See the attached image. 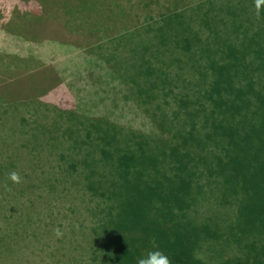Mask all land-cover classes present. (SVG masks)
<instances>
[{"label": "trees", "instance_id": "obj_1", "mask_svg": "<svg viewBox=\"0 0 264 264\" xmlns=\"http://www.w3.org/2000/svg\"><path fill=\"white\" fill-rule=\"evenodd\" d=\"M50 1L65 19L61 32L50 25L52 33L63 37L90 23L92 12L101 15L89 30L101 35L97 48L89 51L115 72L109 80L121 115L64 110L78 126L65 117L70 146L62 136L53 144L61 145L60 162L66 153L74 159L52 162L49 172L70 175L72 190L62 179L28 186L0 176V264H39L20 257L30 247L44 248L60 264V253L69 250L91 254L94 264H136L155 249L172 264H258L253 253L264 264V0H138V27L123 17L122 0ZM0 10L11 14L1 29L42 48L45 38L31 25L30 33L12 30L21 16L27 28L25 19L40 25L42 16L4 0ZM116 13L122 40L131 41L135 27L138 41L121 43L115 34L106 41ZM9 111L11 124L15 112L32 113L22 116L23 127L36 124L18 148L34 153L51 146L57 125L48 114L27 105ZM9 111L0 114L1 124ZM6 162L2 174L20 171L18 161ZM78 199L98 207L53 206Z\"/></svg>", "mask_w": 264, "mask_h": 264}, {"label": "rangeland", "instance_id": "obj_2", "mask_svg": "<svg viewBox=\"0 0 264 264\" xmlns=\"http://www.w3.org/2000/svg\"><path fill=\"white\" fill-rule=\"evenodd\" d=\"M4 1L9 3L13 8L21 10L29 9V12L32 14L42 16L43 23L40 25L32 23L34 19H31V21L29 18L25 19V22H28V28L26 24H24L23 17L21 16L15 25L12 26V30L20 31L21 29L20 33H24L25 31L26 33H30L29 26L31 25L32 33H35L38 30L44 36L45 41L42 44L43 46H41L42 48H40L36 46L38 42L32 44V42L28 40L16 37L1 29V23H3L5 29H8L5 25L10 26L11 21L4 20L10 18L11 14L9 10H7L9 13L0 10V51L2 50L14 54L0 57V114L8 113V111L15 106L27 105L28 107L36 109V111H43L44 115L48 114L49 117L55 121L57 127L50 128L53 131L51 138L52 143H50L51 146H39L36 151L32 153L26 150H21L17 147L18 143L22 144L24 139H29V137H26L23 134L24 131L29 129V127L36 125L27 124L25 127L22 126V116L26 117L32 115V113L25 114L24 112H15L14 123L12 124L9 121L10 118H13L10 111L9 114H5L2 121L3 126L0 123V176L9 178L10 173H12V171L8 170V172L2 174L1 169L8 167L9 165L6 161H18V163L21 164V169L18 172L20 176V184L29 186V183L36 180L44 179V181H47L49 178H56L62 179V181L67 184V189L72 190L71 188L77 186L70 185V175L65 173V176L62 178L49 172L52 170V162H60L61 145L53 144V142L58 138L60 139L58 136H62L67 142L66 145L70 146V142H68L69 139H67L68 136H63L68 125L65 117L78 126L77 122L72 119V116L64 112V110L72 111V109H68L71 106L73 109L74 107L84 108L85 110H93V112H105L106 110L109 112L115 111L117 115H121V106L115 104L116 99L118 98V92L113 90V84L109 80L113 78L115 72L107 63H103L102 58L98 56L96 52L89 51L93 47L97 48L96 42L101 35L97 32L91 33L90 29L93 28L92 23L95 20L100 19L101 15H96L95 12H92L93 20L90 23H84L82 25L83 28L75 32L70 31V33L66 34L62 32L64 34L63 37L57 33V31L61 32V28L64 27L65 19H63L62 10L59 9L57 11L58 6H56V8L55 6H52L50 0ZM103 1L111 2V0ZM120 4L125 6V12L123 11L122 14L124 18L128 15L127 18L130 19L128 22V25L130 24L129 26H140L143 23L142 20L140 24L136 23V19L134 21V17L138 13H141L142 10L140 1L122 0ZM50 7H53V11L50 10ZM152 9H155L154 5L151 7V10ZM201 14H204V11ZM25 16L28 17L27 14ZM110 20L112 22V27L110 32L107 31L106 34H104V38L106 39L107 37L106 41L108 40L109 35L114 34L116 36L118 35L117 40L121 43L129 44V42L138 41L140 39L137 32L133 31L135 29V27H133L134 29L129 32L131 41L128 42L127 39L122 40L124 37L123 35L126 34L125 32H121V30L124 31L125 29L123 25L124 22L119 21L117 13L113 17H110ZM50 25L57 30V34L52 33L54 32V29H52ZM64 31L66 32V30ZM138 31L141 32L140 30ZM204 31L207 30L205 29ZM21 39L25 40L23 46L19 44ZM130 45L135 46L136 44L131 43ZM23 51L27 53L23 54ZM97 52H99V49ZM128 52L131 51L129 50ZM17 56L25 59L20 60ZM24 96L26 97L24 98ZM21 97L27 100H20ZM57 117L61 120L59 121ZM31 118L32 116H29V119ZM128 118L129 122L133 120L131 117ZM83 119L84 118H82V120ZM133 123L136 124L134 120ZM14 128H17L16 135H14ZM8 133L9 136H7ZM86 146L87 144L76 145L79 150L80 148L85 150ZM51 149L55 150L53 156H50ZM65 155L66 156L64 157L67 158V161L74 159V156L70 153H66ZM76 158L79 160L80 156L77 155ZM93 160L94 156L90 155L89 163L93 164ZM67 161H62L63 163H60L64 164L67 163ZM101 171L103 172V170ZM105 172L106 171L103 173ZM96 174L101 175L97 171ZM65 202V204H62L59 200H55L53 201V206H55V209L67 212L74 209L87 210L98 207V205H96L95 202H92V200L90 203H84L85 206H83L80 201L77 203ZM200 214L203 218L209 216L204 212H200ZM64 224L66 225V222L63 223V226ZM44 250V248L39 247L25 248L22 251L24 254H20V257L25 260L28 258L32 261H38L39 264H60L57 263V258L48 254ZM60 254L62 255V258L60 259L62 264H94L95 262V258L93 259L91 254H70V250L69 252H66V254L62 252ZM250 255L257 259L258 264L261 262V255L255 253ZM249 262L250 264H253L255 259L250 260Z\"/></svg>", "mask_w": 264, "mask_h": 264}, {"label": "clouds", "instance_id": "obj_3", "mask_svg": "<svg viewBox=\"0 0 264 264\" xmlns=\"http://www.w3.org/2000/svg\"><path fill=\"white\" fill-rule=\"evenodd\" d=\"M9 179L13 183L20 182V176L16 172L10 173ZM57 235H60L59 231L57 232ZM136 264H172V262L169 255L163 250L155 249L150 250L146 256L138 258Z\"/></svg>", "mask_w": 264, "mask_h": 264}]
</instances>
